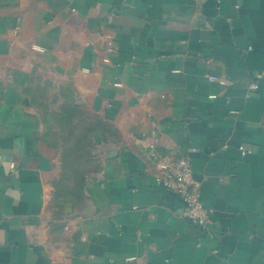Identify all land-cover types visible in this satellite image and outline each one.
Returning <instances> with one entry per match:
<instances>
[{
    "label": "crops",
    "instance_id": "0c3cea01",
    "mask_svg": "<svg viewBox=\"0 0 264 264\" xmlns=\"http://www.w3.org/2000/svg\"><path fill=\"white\" fill-rule=\"evenodd\" d=\"M259 73L264 0H0V264H264V80L246 97ZM36 80L101 125L64 211ZM150 145L191 158L207 232L156 184Z\"/></svg>",
    "mask_w": 264,
    "mask_h": 264
},
{
    "label": "rangeland",
    "instance_id": "374dc122",
    "mask_svg": "<svg viewBox=\"0 0 264 264\" xmlns=\"http://www.w3.org/2000/svg\"><path fill=\"white\" fill-rule=\"evenodd\" d=\"M32 87L33 103L38 110L44 127L45 138L54 145L61 153L65 150L67 156L64 168L65 178L59 192V202L68 199V192L73 189L76 176L84 171H93L95 163L88 157H83L82 152L73 150L75 143L83 144L80 141L84 129L90 122V116L86 111L77 107L75 99L69 92L61 91L60 95L49 82L36 80ZM33 85V84H32ZM63 149V150H62ZM81 158V167H73L72 160Z\"/></svg>",
    "mask_w": 264,
    "mask_h": 264
},
{
    "label": "built area",
    "instance_id": "2783aa9c",
    "mask_svg": "<svg viewBox=\"0 0 264 264\" xmlns=\"http://www.w3.org/2000/svg\"><path fill=\"white\" fill-rule=\"evenodd\" d=\"M107 49L113 52L115 41L111 36H106ZM106 62H108L106 60ZM211 81H218L217 77H210ZM264 80V73L256 75L250 83L247 91V98L252 97L260 89L261 82ZM222 84L224 82L221 81ZM116 87H121L116 84ZM192 149V152H196ZM239 151L242 156L249 155L253 150L247 146H240ZM145 158L156 167L155 182L157 185L167 190L177 192L186 203L183 213L192 225L201 231L207 232L213 224L214 209L206 206L202 202L201 187L202 183L195 178L192 160L189 156H167L158 152L153 145L149 146L145 153Z\"/></svg>",
    "mask_w": 264,
    "mask_h": 264
},
{
    "label": "trees",
    "instance_id": "16d2710c",
    "mask_svg": "<svg viewBox=\"0 0 264 264\" xmlns=\"http://www.w3.org/2000/svg\"><path fill=\"white\" fill-rule=\"evenodd\" d=\"M31 93V92H30ZM79 106L77 107H81L83 108L82 105L77 104ZM84 109V108H83ZM87 113V112H86ZM88 114V113H87ZM89 115V114H88ZM90 116V115H89ZM100 123L92 116H90V122L87 125V127L84 129V132L82 134V136L80 137V141H84L83 144H79V143H75L73 146V150L77 151V152H82L84 155L83 157H88L93 163H95V168L93 169V171L96 170L97 168V163L94 159V150H95V143H94V139H93V133L96 131V129L98 127H100ZM46 141L49 143V141L46 139ZM51 146H53L54 148H56L54 145H52L51 143H49ZM57 149V148H56ZM63 150V149H62ZM67 156V153L65 150L62 151V155H61V159H62V177L60 182L58 183V185L56 186V193H55V203L58 204V206L61 207V211H64L63 208L68 206V203L70 202H76L79 203L83 200V196H84V191H85V177L93 172V171H84V173L80 174L79 176H76V181L74 184V187L72 190H70L68 192V199L67 200H63L62 202H59L60 198H59V192L62 186V182L65 178V171L64 168L67 166V162L65 161V157ZM81 158L80 159H74L72 160V165L73 167H81Z\"/></svg>",
    "mask_w": 264,
    "mask_h": 264
}]
</instances>
